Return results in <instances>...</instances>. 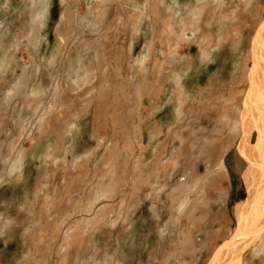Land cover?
Returning a JSON list of instances; mask_svg holds the SVG:
<instances>
[{
  "label": "rangeland",
  "instance_id": "rangeland-1",
  "mask_svg": "<svg viewBox=\"0 0 264 264\" xmlns=\"http://www.w3.org/2000/svg\"><path fill=\"white\" fill-rule=\"evenodd\" d=\"M116 1L114 0V2ZM189 1L179 0V8L174 6L175 2L173 0H160L157 2H154V0H137V3H130L126 11L120 8L111 17L108 28L104 30L105 44L103 47L96 46L90 40L87 41L88 47H85L86 44L82 45L80 49L82 51L79 53L74 41L70 46L64 48L63 41L68 43L73 40L72 34L75 23L71 20L64 23L61 15L69 12L71 6H75L81 14L90 12V8L94 6L93 2L78 0L70 3L69 0H50V9L44 19V25L42 27L37 26L35 30L36 39L34 44L30 41L31 28L33 15L37 12L39 0H0V172L2 170L1 165L5 163L11 153H15L18 149L23 151L25 159L23 172L15 170L14 173H10L3 178L0 177V224L2 225L4 218L7 221V225L3 227L4 229L0 225V264H100L105 250L108 248L113 249L116 246L114 243L117 234L118 236L122 235L120 238L121 246L125 247L126 250L129 248L126 244L128 245V242L132 239L135 241L134 246L129 248L130 251L127 259H125V264L161 263L149 255L152 254L153 249H156V238L158 230L161 229V219L159 217L155 219L150 207L152 202L158 201L157 212L160 216L161 214L166 215L173 209L174 202L171 200H168V202L160 201L150 196L141 199L140 190H136L137 193L131 203L130 218L137 222L130 236L123 233V231H116L109 235V247L104 246L102 243L96 250L93 249L92 242L81 234L68 235L69 240L65 244H63V240L66 236L65 228L75 224L79 218L85 217L83 207L90 199H93L92 191L99 188H97V181L109 182V167L105 163L106 161L102 160L105 145L110 144L114 137L113 134L119 136V139L118 137L115 138V140L117 139L115 145H118L119 141H123L124 144L129 140L131 141L130 135L132 133L130 130L135 124L136 115L135 99L132 97L131 90L136 82L134 80L135 83H133L132 79H135L136 76L140 79L142 73H149L151 82H154L157 75L156 70L164 74L168 71L169 65L166 64L169 57L168 52L175 47L173 37L180 33V17L187 16L183 13L187 11L186 4ZM191 2H189L190 6H194L197 0H191ZM184 3H186L185 6ZM111 5L110 2L105 12L100 14V17L105 19L109 16ZM171 6L179 9L180 12L175 10L177 11L175 15H171L172 13L169 12ZM261 8L263 12H260L257 17L255 15L248 16L240 26L235 28L245 33L250 32L251 40L255 36L257 25H260L264 20L263 17H260L261 13L264 14V1L261 3L259 10ZM97 10L96 7L94 11ZM254 10V13H257L256 9ZM209 16L212 15L209 14ZM167 28L170 30H167ZM130 29H132L134 38L131 44L128 42ZM166 32L169 34L168 36H165ZM85 33L94 35L97 34V30H89ZM191 36L189 35V37ZM208 41L211 49H214L216 47L215 41L211 42L210 39ZM182 50L185 56L195 59L201 55L196 39L183 44ZM95 51L99 53V58L96 57ZM34 55L38 56L41 65V69L38 71L39 75L47 80L42 78L43 80L37 81L36 85H42L45 91L41 95L35 96L26 93V85L29 87L28 82L25 83V88L17 89L21 87L17 85L23 78L24 73L26 74V69L31 68ZM79 55L83 58L81 61L86 66L90 61L92 62L93 70L91 72H87L85 65L81 68ZM143 55L144 57H142ZM154 57L160 62V66L157 68L152 66ZM222 57L227 59L225 66L228 67L231 56L224 51ZM140 61L144 63V69L139 67ZM62 62L65 71L68 70V73L64 71V78L62 75L56 74ZM208 64L212 67V71L216 70L217 63L213 59ZM251 64L250 61V66ZM237 73V80L224 78L220 85L216 84L215 89L211 90L216 92L220 86L225 88L233 83L236 84L233 89L230 108L227 107V111L222 109L228 113H231L233 104H238L240 100L242 102L249 86L248 83L243 81V72L237 70ZM121 74L125 76L126 84L124 86V78ZM132 74L135 76L133 77ZM67 75L68 77H66ZM219 77L217 76V78ZM63 80L66 85H63V89L59 94L61 97L66 95L68 101L74 104V113L80 112L84 105H89L83 111L84 114L82 112L75 119L77 129L72 136L64 138V146H73L71 152L67 155V162L59 159L54 166H51L44 160L45 153L38 154L34 158L32 155L43 133L35 131L30 139L26 138V129L31 126L39 105L47 99L50 104H55L53 100L55 97L51 99L50 96L51 91L54 86H57ZM205 85L203 84L200 87V89L202 88L200 102H198L197 94L187 101L188 103L184 108L186 118L182 120L183 122L181 121L184 127L180 140L185 146L179 150L180 157L188 156L190 158L203 146L205 140H209V144L207 143L205 147V153L211 155L214 160H219L224 155L229 176L218 177L213 183V187L217 189L223 187L222 192H224L222 200L217 199L218 201L213 206V210L212 208L196 209L197 213L194 216L203 215V217L207 216L208 219L204 218L201 229H197L198 231L195 233V236L197 235L195 244H197H186L183 247L186 264L208 263L218 246L236 230V207L247 198L244 179L238 171V165L234 157L239 138L230 139L229 134L213 132L223 111L214 109V99L209 97L211 92L208 91V88L210 89L212 86ZM166 88L167 95L161 94L160 97L161 109L157 111L159 116L162 115L161 110L167 97H174L175 91L171 87L170 81H167ZM14 89L16 91L12 92ZM101 89L104 93L102 92L103 94L99 95L98 92ZM124 89H126V92ZM239 90H245L244 95L240 96ZM153 96L154 99L158 98L157 91L153 92ZM56 98L58 97L56 96ZM101 104L102 107H105L103 112L108 113L106 116L99 109ZM32 105L33 109L28 110L27 107ZM112 113L116 115L117 120H115L118 123V129L115 132L110 131L107 121V117ZM234 116L236 117V115ZM214 133L218 134L215 135ZM128 134L130 135L128 136ZM103 136L105 140H102ZM172 136L171 133L162 134V138L156 146L157 149L153 151V155L149 159L148 182L151 185L160 183L162 173L171 167V161L167 159L169 143L170 140H177V137L172 138ZM256 137L257 135L252 133L251 144L256 142ZM224 147H227L226 151H224ZM88 150L93 151L94 157L91 158L88 171L80 172L79 167L74 162L87 153ZM134 152L136 153L135 147L132 155H130V158L133 157L130 162L134 159ZM54 155L61 158V150L58 149V152L56 151ZM105 158H107V154ZM101 160L103 161L102 164ZM128 165V167L122 169L119 166L117 167L115 171L118 180L117 188H115L116 193L105 201L106 205L121 204L125 200L128 189L133 186L132 182L129 184L128 178L132 174V164L128 163ZM186 168H190V166L186 164ZM203 169L202 163L198 173H201ZM46 185L52 186L53 194L50 196L47 195ZM213 187L208 189L210 194L217 192V189H213ZM68 198L72 200L68 201L69 206H64L65 199ZM136 203L139 204L135 206ZM30 204L37 207L35 208L36 211L43 209L44 206L47 212L52 210L53 212L49 215L48 220L51 221L55 218V221L53 220L55 223L50 225L45 223L40 226L34 215L27 210ZM101 206L102 204L97 203L95 210L97 211ZM219 210L222 212V217L215 227V225L210 224L209 217L213 215L214 211V213H218ZM123 224L120 223V226ZM182 227L184 226L182 225ZM181 229V227L174 224L163 232V237L159 238H163L162 240L166 238L167 242L177 241ZM201 236L206 237V243L203 246L199 242ZM170 252L168 251V253ZM241 261L243 264H264V247L258 251H254L253 246L245 249L241 255Z\"/></svg>",
  "mask_w": 264,
  "mask_h": 264
},
{
  "label": "bare ground",
  "instance_id": "bare-ground-1",
  "mask_svg": "<svg viewBox=\"0 0 264 264\" xmlns=\"http://www.w3.org/2000/svg\"><path fill=\"white\" fill-rule=\"evenodd\" d=\"M76 1L78 0H69L70 3ZM90 1L94 3V6L90 8V12L81 14L77 11L75 6H71L69 12L61 15L64 23L68 20L75 23L74 32L72 34L73 40L68 43L63 41L64 48L70 46L74 41L76 42L79 53H81L82 50L80 49L82 45L86 44L85 47H88L87 41L90 40L95 43L96 46L103 47L105 44L104 30L108 28V23L111 21L113 14L116 13V10L118 11V9L120 10V8H122L126 11L130 3H137V0H117L116 2H114V0ZM157 1L160 0H154V2ZM173 1L175 2L174 6L179 8V0ZM263 1L264 0H197L194 6H190V3H192L191 0L189 1L190 3H184V6L185 4L187 5V11H185L183 15L187 16L184 17L182 15L183 17H180V33L173 37L175 47L172 51L168 52L169 57L166 61V64L169 65L168 71L164 74L156 70L157 75L154 82H151L149 73H142V78L140 79L138 76L132 79L133 83L136 82L131 89L132 97L135 99V124L132 128L130 127L132 129L130 130L132 134H128L132 142L129 140V142L124 144L123 141H119L120 143L115 145L117 141L115 138L118 137L119 139V136L118 134H113L114 137L110 144L105 145L106 148L104 149L102 160H105V163L109 167V182L103 183V180L97 181V188L99 187L100 189L98 188L92 191L93 199H90L83 207L85 217L79 218L75 224H71L65 228L66 236L64 237L63 244L68 242V235L81 234L88 241L92 242L93 249L96 250L102 243L104 246L109 247V235L116 231H123V233L129 234L130 236L137 222L130 218V211L132 209L131 203L137 193L136 190H140L141 199L150 196L160 201L168 202V200H171L174 202L173 209L166 215L161 214V216L157 212V208L159 207L158 201H155V203L152 202L151 207L149 206L155 219L157 217L161 219V229L158 230L159 232L156 238L157 246L156 249H153L152 254L149 255L153 257V259L161 262L160 264H186V256L184 255L183 247H185L186 244H195V238L197 236H195V233L198 231L197 229L202 227V221L205 218L203 215L194 216L195 213H197L196 209H208L209 207V209L212 208L213 210L214 202H217L218 198L222 200L224 194V192H222L223 187L217 189L213 187V183H215L218 177H228L229 171L225 157H218L219 160H214L211 158V155L205 153V147L207 143L209 144V140H205L203 146L197 150L196 156L193 155L190 158H188V156H183V158L180 157L181 153L179 150L185 146L182 140H180L184 127L181 121L186 118L184 108L188 103L187 101L197 94L198 102H200L202 94V88L200 89V87L203 86V84H207L212 86V88H208V91L211 92L209 97L214 99V109L216 111L222 109L227 111V107L230 108L229 105L236 84L233 83L225 88L217 86L218 89L216 92H212L211 90L215 89L216 84L220 85L224 81V78L233 79L234 81L237 80V70H241L243 72V81L249 85L245 92L246 94L244 95L245 90H239L240 96L244 95L242 102H240V100L238 104H233L231 113L222 110L223 113L213 132L229 134L230 139L239 138L234 157L238 165V171L244 179L247 189V198L236 207V220L237 226L239 223V228L237 229L236 226V230H234L233 234H231L228 239L226 237L227 240L218 246L217 250H215V254L212 255L207 264H243L241 255L245 249L253 246V250L258 251L264 247V20L260 25L258 24L259 27L257 25L253 40H251L250 32L245 33L244 31L235 29L240 26L248 16L255 15V17H257L260 12H263L262 8L259 10ZM110 2L112 3V7L109 16L104 19L100 17V14L105 12ZM174 6L170 7L169 12L172 13L171 15H175L179 10ZM49 7L50 0H39L37 12L33 15L32 34L30 37L31 43L35 44V30L37 26L42 27L44 25V19L47 17L50 9ZM96 7L98 10L95 12L94 9ZM254 9H256L257 13H254ZM209 14L212 16L210 17ZM260 17L264 18V14L261 13ZM89 30H97V34H86L85 31L88 32ZM167 30L170 29L167 28ZM168 35L169 34L166 32L165 36ZM189 35L192 36L189 37ZM128 38L129 44L133 43L134 38L132 29H130ZM192 39H196L199 44L201 55L200 57L198 56L199 58L197 59L185 56L182 50L183 44L191 42ZM209 39L211 42L215 41L216 47L214 49H211L210 43H208ZM224 51L231 56L229 68L225 66L227 59L222 57V52ZM95 52L96 57L99 58V53L97 51ZM127 52L129 51L127 50ZM37 57L36 55L33 56L31 68L26 69V74L24 73L23 78L17 85L21 86L17 89H23L25 88V83L28 82L29 87L26 85V93L34 96L41 95L45 91L42 85H36L37 81L46 80L38 73L39 69H41V65ZM142 57H144V55ZM78 59L81 68L83 65L86 66V64L81 61L83 58H81L80 55ZM212 59L217 63L216 70L214 71H212V67L208 64ZM250 61L252 62L251 66ZM159 64V60L154 57L152 59V66L157 68L160 66ZM86 67L87 72H91L93 70L92 62L90 61ZM139 67L144 69V63L141 62ZM64 71L65 67L62 62L56 74L62 75L63 77ZM65 72L68 73V70ZM121 76L123 78L125 77L124 74H121ZM217 76L220 77L217 78ZM66 77H68V75ZM125 81L124 78L123 86L126 84ZM167 81H170L171 87L175 91L174 97H167L164 107H162L161 110L162 115L159 116L157 111L161 109V103H159L161 102L160 97L161 94L167 95V88L165 89ZM63 85H66L64 80L53 88L51 85L52 93L50 96L51 99L55 97L53 99L55 104H50L47 99L43 104L39 105L31 126L26 129V138L30 139L33 137L35 131H41L43 133L32 155L34 158L38 154L45 153L44 160L51 166H54L59 159H62L63 162H67V155L71 152L73 146H64V138H66V136H72L77 129V121H75V119L78 118L89 105H84L80 112L77 114L76 112L74 113V104L68 101L66 95L61 97L59 94L63 89ZM15 91V89L12 90V92ZM124 91L126 92V89H124ZM154 91H157L158 98L156 99H154V96L152 97ZM102 92L104 93L101 89L98 94L102 95ZM56 96L58 98H56ZM104 108L102 104L99 106L101 113L106 116L108 113L103 112ZM27 109H33V105L27 107ZM232 114L233 116H231ZM234 115H236V117ZM115 119L117 120V117L113 113L109 114L107 117L111 132H115L118 129V123ZM164 128L166 129L165 132ZM166 133H171L173 135L172 138L177 137L176 141L173 139L170 140L169 143L167 159H170L171 167L166 170V172L162 173L160 176V183L151 185L148 182V162L153 155V151L157 149L156 146L162 138L161 135ZM252 133L257 135L254 144L250 143ZM214 134L216 135L218 133ZM103 139L105 140L104 136L102 137V140ZM134 147L136 153L134 152V159L130 162L133 158H130V155H132ZM227 147H224V150H226ZM58 149L61 150V158L60 156L55 157L54 155L56 151L58 152ZM106 154L107 158H105ZM169 156L172 157L169 158ZM92 157H94L93 151L88 150L83 156L77 158L74 163L79 167L80 172H84L85 170L88 171ZM102 160L101 164L103 163ZM24 163L23 151L18 149L15 153H11L5 163L1 165L2 170L0 172V177L3 178L10 173H14L15 170H18L17 172H23ZM128 163L132 164V174L129 175L128 178L130 181L129 184L132 182L133 186H130L126 193L125 200L121 204L108 206L106 205L107 203L105 204V201L116 193L115 188H117L118 180L115 171L118 166L122 169L126 167ZM202 163L204 169L201 173H198L200 164ZM186 164H188L190 168H186ZM60 166L62 165L60 164ZM47 183L48 181L46 184ZM51 187L52 186L49 187L46 185L48 196L53 194ZM211 187L217 189L215 194L209 193L208 189ZM65 200L64 206H69L68 201L72 199L68 198ZM97 203L102 204V206L96 211L95 206ZM138 204L139 203H136L135 206ZM35 208L37 207L30 204L27 210L34 215L35 220L40 226L45 223L48 225L55 223V218L51 221L48 220L49 215L53 212L52 210L47 212L45 206L38 211H36ZM214 212L212 213L213 215L209 217V222L216 227L217 222L221 220L222 212L220 210L218 213ZM205 219H208V217ZM120 223L124 224L120 226ZM174 224L182 228L179 232L177 241L167 242L166 238H164V240H162L163 238L160 239L159 237L162 236L163 232ZM6 225L7 221L6 218H4L1 226L3 228ZM182 225L184 227H182ZM256 231H259L257 239L252 244H249L248 242L251 239L249 240V238L245 237L253 235V232ZM121 236L122 235L118 236L117 234L116 242L114 243L116 246L114 245L115 247L113 246L114 248H111L112 250L109 248L105 250L100 264H125V259H127L128 252L130 251L129 248L134 246L135 241L133 239L129 241L128 245L126 244L129 248L126 250L125 247L121 246ZM203 236L199 238L201 246L206 243V237ZM170 250L173 251L170 252ZM168 251L170 253H168Z\"/></svg>",
  "mask_w": 264,
  "mask_h": 264
},
{
  "label": "water",
  "instance_id": "water-1",
  "mask_svg": "<svg viewBox=\"0 0 264 264\" xmlns=\"http://www.w3.org/2000/svg\"><path fill=\"white\" fill-rule=\"evenodd\" d=\"M250 91H251V89H250ZM239 228V223H238V226H237V229ZM258 234H259V231H256V232H253V235H248L247 237H245V238H249V244H252L253 242H255V240L257 239V236H258ZM244 241V240H243Z\"/></svg>",
  "mask_w": 264,
  "mask_h": 264
},
{
  "label": "crops",
  "instance_id": "crops-1",
  "mask_svg": "<svg viewBox=\"0 0 264 264\" xmlns=\"http://www.w3.org/2000/svg\"><path fill=\"white\" fill-rule=\"evenodd\" d=\"M224 151H226V150H224ZM224 151H223V152H224ZM223 157H224V155H223ZM213 189H214V188H213ZM215 203H216V202H214V205H215ZM208 209H209V207H208ZM210 209H211V208H210ZM205 218H207V216H206ZM209 221H210V220H209Z\"/></svg>",
  "mask_w": 264,
  "mask_h": 264
}]
</instances>
